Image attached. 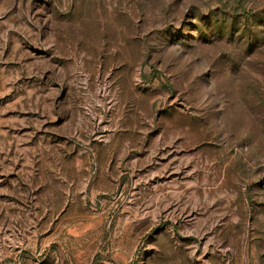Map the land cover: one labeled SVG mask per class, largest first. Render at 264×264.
Listing matches in <instances>:
<instances>
[{
	"label": "rangeland",
	"instance_id": "obj_1",
	"mask_svg": "<svg viewBox=\"0 0 264 264\" xmlns=\"http://www.w3.org/2000/svg\"><path fill=\"white\" fill-rule=\"evenodd\" d=\"M0 264H264V0H0Z\"/></svg>",
	"mask_w": 264,
	"mask_h": 264
}]
</instances>
